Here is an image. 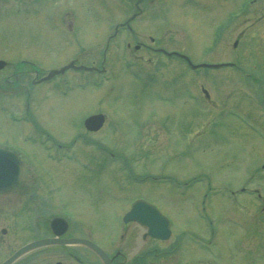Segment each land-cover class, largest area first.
I'll return each mask as SVG.
<instances>
[{
	"label": "rangeland",
	"instance_id": "obj_1",
	"mask_svg": "<svg viewBox=\"0 0 264 264\" xmlns=\"http://www.w3.org/2000/svg\"><path fill=\"white\" fill-rule=\"evenodd\" d=\"M48 1L39 0L43 6L35 13L30 0H0V58L7 61L0 71V139L28 152L29 160L31 154L33 172L58 184L54 195L62 205H80L83 212L100 207L94 222L112 214L115 201L109 196L123 202L141 194L174 221L172 239L180 231L206 232L210 264H264V253L254 250L264 243V220L259 215L255 225L253 207L259 203L250 194L257 189L264 204V0H154L130 23L134 34L119 31L112 39L105 72L77 73L78 83L62 81L65 94L53 83L49 92L40 88L32 96L31 113L52 136L43 137L47 150L60 152L70 145L68 158L61 161L51 160L30 141V123L11 120L15 112L30 122L28 66L21 69L27 74L24 81L4 79H15L11 72L17 73V63L30 56L44 72L53 62L68 60L63 53H42L51 37L41 23ZM128 1L95 0L93 11L86 0L76 1L83 40L91 46L82 50L86 61L102 59L104 34L113 32L102 20L109 16L115 23L129 16L135 0ZM220 21L226 23L224 35L212 48ZM149 36L156 39L153 45L182 47L193 62L237 64L191 71L175 57L134 48L135 40L149 45ZM95 112H103L105 122L97 131H86L83 118ZM182 242L186 246L180 253L194 254L193 240Z\"/></svg>",
	"mask_w": 264,
	"mask_h": 264
},
{
	"label": "flooded vegetation",
	"instance_id": "obj_2",
	"mask_svg": "<svg viewBox=\"0 0 264 264\" xmlns=\"http://www.w3.org/2000/svg\"><path fill=\"white\" fill-rule=\"evenodd\" d=\"M30 1H32L30 10L35 13L36 7L41 8L43 6L39 0ZM76 1H48V6L45 7L47 15L44 16L41 23L48 29L51 37L48 46H43L46 49H43L42 53L49 55L50 52L55 51L63 53L65 60L68 59L62 63L56 62L54 59L55 62L49 68H60L68 63H73L74 65L86 64L93 69L76 70L69 68L62 74L40 81V78L48 70L44 72V66L38 64L36 59L30 56V61L22 60V63L17 64V73L11 72L15 75V79L11 80L9 75L4 78L6 83L24 81L27 74L21 70L23 69L22 66L26 65L28 66L26 69H30V125L34 129L30 134V141L36 142V147L44 151L47 148L43 137H50V133L38 125L31 113L34 93L40 88L49 92L51 83L59 88L62 82L59 77L68 71L72 72L74 76L82 71L92 74L102 72L99 71V67L106 68L104 65L106 55L110 43H113L112 39L117 33L123 30L131 35L134 34L132 27L130 28L127 23L124 24L128 17L114 23V19L108 16L102 20V23L106 28H113V32L104 34L105 45L102 50V59L100 61H86L85 58L88 54H83L82 50L83 48H91V46L83 40L82 19L74 7L77 4ZM86 1L91 4L89 6L93 11L95 0ZM145 1L141 0L142 13L145 9ZM128 3L130 4V1ZM135 7L136 4H133L134 9L137 8ZM35 13L31 15L34 16ZM95 15L91 13L90 18L94 19ZM129 25L131 26V24ZM149 41L150 44L148 45L143 41L135 40L133 46L135 49L145 48L149 51L159 52L158 49L161 46L153 45L156 41L155 37L149 36ZM130 44L131 41L129 40L125 42L127 48ZM180 49L175 50L183 52V48ZM49 57L52 56L49 55ZM49 66L51 65L49 64ZM5 67L6 64L0 71ZM18 74H20L21 79H19ZM70 80L78 83L79 78L75 76ZM36 87H38L37 90ZM186 91L189 94V89ZM0 148L14 152L22 161V172L17 188L12 191L0 192V264L8 261L17 251L30 244L32 245L30 249L13 258L8 264H210V255L208 256L206 252L210 241H208L205 231H203L202 236L198 232L188 233V235L180 232L176 233L175 239H172L175 233H173L174 222L171 220L169 237L152 236L148 232V228L141 223L135 220H124V215L130 209V205L119 208V204L125 203L127 200L122 202L120 196L115 195L109 196L115 201L113 205H110L112 214L109 219L105 222H94L96 218L94 214L100 207L92 206L95 211L83 212L80 205H62L54 195L55 187L57 188L58 184L42 179L33 172L31 154L30 163H28L20 149L12 145L8 139H0ZM138 196L144 197L141 194ZM254 197L259 204L253 207V219L255 225H259V215L264 220V204L263 201L260 202L258 193ZM186 237L193 240L190 248L191 250L195 249V252L185 257L180 252L186 246L182 242V239ZM94 247L99 249L102 255ZM254 250L257 254L264 253V243L256 245ZM197 251L198 253L195 255Z\"/></svg>",
	"mask_w": 264,
	"mask_h": 264
},
{
	"label": "water",
	"instance_id": "obj_3",
	"mask_svg": "<svg viewBox=\"0 0 264 264\" xmlns=\"http://www.w3.org/2000/svg\"><path fill=\"white\" fill-rule=\"evenodd\" d=\"M134 15H132L128 20L132 19ZM5 61L0 59V68L4 65ZM72 64L65 65L59 70H51L46 76L42 79L49 78L53 76L55 73L63 71L68 66ZM192 67L197 66H217L214 64H191ZM78 68H87L84 65L77 66ZM206 93V91L203 89ZM261 106L264 108V97L261 100ZM104 122V114L96 113L87 116L83 124L88 130H98ZM264 166V165H263ZM21 173V162L20 159L17 158L13 153L1 150L0 149V192L1 191H12L17 188L19 182V176ZM125 220H136L140 222L142 225L148 228V232L155 237L165 238L169 235V220L167 217L162 215L154 206L147 203L144 200H136L133 202L131 210L125 215ZM32 245H26L17 251L11 259L4 262L3 264H8V262L12 261L13 258L18 256L19 254L25 252L30 249ZM95 248V247H94ZM96 251H100L95 248ZM101 252V251H100ZM99 252V253H100ZM102 255V252L100 253Z\"/></svg>",
	"mask_w": 264,
	"mask_h": 264
}]
</instances>
